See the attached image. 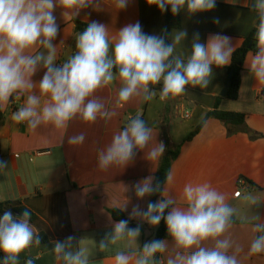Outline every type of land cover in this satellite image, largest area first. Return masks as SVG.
<instances>
[{
  "label": "crops",
  "instance_id": "1",
  "mask_svg": "<svg viewBox=\"0 0 264 264\" xmlns=\"http://www.w3.org/2000/svg\"><path fill=\"white\" fill-rule=\"evenodd\" d=\"M251 3L252 0H217L211 11L191 16L186 10L182 11L181 27L175 30H186L187 37L177 46V54L185 58L190 54L194 33H199L200 41L205 44L211 34L226 35L231 37L235 50L238 49L255 31V13L250 10ZM62 13L60 7H56L53 13L59 25V33L53 41L57 46V65L75 52V19L103 23L108 27L110 36L116 35L125 25L136 22L141 24L144 33L161 35L166 16V12L161 13L155 5H148L146 0H130L123 10L116 9L111 0H105L98 10L89 7L74 18H64ZM217 20L218 23L214 22ZM248 60L249 55L244 60L240 92L234 101L220 96L227 83L226 66H213L212 79L207 88L188 86L182 95L166 101L159 99L158 89L151 101L137 96L119 106L120 83L114 81L95 93V98L104 104V110L115 112L111 119L98 118L88 124L76 117L67 128L60 130L51 125H41L35 131H29L26 124L14 123L12 114L23 106L26 96L13 98L3 106L5 120L0 127V162H4L5 168L0 169V202L11 203L6 211L14 217L20 215L13 211V206L22 204L33 211L37 219L30 224L37 235L43 231L49 240L45 244H33L22 252L18 264H27L29 260L32 264H63L52 249L55 242H62L68 236L76 238L73 246L79 242V246L89 250V264H114L116 252L128 250V241H120L104 251L99 249L98 243L116 222L111 211H122L120 206L125 198L128 200L127 211L122 212L128 219L134 205L139 204L146 210L149 197L137 200L132 186L149 176L154 182L162 157L147 160L148 151L161 141L165 144L166 131L172 148L182 143L214 109L218 97L222 98L218 109L246 114L247 126L261 136L252 139L241 128L230 135L222 121L209 119L202 131L183 145L172 165L173 183L164 186L169 195L177 198L188 183H209L223 193L226 202L236 209L230 232L242 249L238 257L240 264H264V253L248 254L253 236L258 235L252 232V226L264 222V84L258 83L250 73L246 67ZM44 72L45 69L39 68L31 78L33 82L38 84ZM13 100H18L17 105L13 104ZM138 113L152 129L148 148L137 151L125 168L112 166L101 170L98 166L99 152ZM186 114L189 116L186 117ZM81 133L85 136L82 144L68 142L70 137ZM38 151L50 152L35 155ZM246 196L255 197L256 203L245 199ZM4 213L0 212V217ZM131 221L136 227L140 226V236L131 246L138 251L152 235L153 227L138 219ZM164 240L171 246V238ZM165 258L166 254H161V260Z\"/></svg>",
  "mask_w": 264,
  "mask_h": 264
},
{
  "label": "clouds",
  "instance_id": "2",
  "mask_svg": "<svg viewBox=\"0 0 264 264\" xmlns=\"http://www.w3.org/2000/svg\"><path fill=\"white\" fill-rule=\"evenodd\" d=\"M161 13L170 7L172 15L181 11L191 16L211 11L217 0H146ZM105 0H0V107L11 99L26 96L23 106L12 114L16 124H26L29 131L41 125H51L57 130L67 128L69 122L79 117L91 124L98 118L111 119L115 112L104 110V104L95 93L114 81H119L117 105L122 106L133 97L141 96L151 101L157 95L166 101L182 95L188 86L207 88L213 75V66L222 68L231 63L235 47L231 37L211 34L207 43L194 33L191 52L185 58L177 54V46L187 37L186 30H175L171 43L164 34H146L139 22L122 27L110 36L103 23L92 21L83 32L75 35V52L57 65V46L53 44L59 33L54 13L63 9L64 18H74L81 10L99 9ZM118 10L125 9L130 0H111ZM250 10L255 13V53L249 52L246 67L256 81L264 84V0H252ZM218 23L217 21H214ZM39 68L45 69L39 83L32 76ZM34 89L38 91H33ZM42 98L44 102L42 104ZM151 127L138 113L130 118L123 130L113 135L110 144L98 154L101 170L117 166L127 167L137 151L148 148L152 139ZM83 133L70 137L69 143L82 144ZM166 145L161 141L147 153V160L163 156ZM0 162V169H4ZM171 170L166 172L165 185L173 183ZM166 186L153 182L151 176L137 182L132 189L137 200L160 194L161 199L148 202L146 210L139 204L132 207L128 220L112 224L110 232L98 243L101 251L120 241H128L127 251H117L114 264H240L239 244L232 238L236 209L226 202L223 193L209 183H188L179 197L169 195ZM239 195V194H238ZM245 199L256 203V198ZM128 200L120 206L127 211ZM31 213L25 210L19 217L5 211L0 217V264H18L19 256L40 237L30 224ZM138 219L150 226L161 220L171 238L147 242L139 250L132 244L140 236V226L129 227V220ZM254 235L248 249L249 255L264 253V222L252 226ZM74 236L57 241L52 251L63 264H89L90 252L86 247L73 246ZM166 254L159 260L157 254ZM32 264V261H27Z\"/></svg>",
  "mask_w": 264,
  "mask_h": 264
},
{
  "label": "trees",
  "instance_id": "3",
  "mask_svg": "<svg viewBox=\"0 0 264 264\" xmlns=\"http://www.w3.org/2000/svg\"><path fill=\"white\" fill-rule=\"evenodd\" d=\"M182 12V11H181ZM181 12L178 15H172L171 13V9L170 7L168 8V10L166 11V16H165V23H164V27L162 29L161 34H164L163 30H167V33L170 35V33L181 27L182 24V17H181ZM74 22L76 23V32H83L86 27L88 26L89 23L87 22H83L80 20L75 19ZM166 40L167 43H170L169 41V36ZM254 36H255V31L252 32L244 41V43L242 44V46H240L238 49H236L232 55L231 58V63L225 67L228 77H227V81H231V86L229 88L228 91V95H227V99L229 100H237L238 96H239V92H240V86H241V75H242V71H243V65H244V60L246 58V56L248 55V53L250 51H254L256 50L255 48V40H254ZM254 42V43H252ZM160 85L155 86V90L160 89ZM264 93V92H263ZM222 98L218 97L217 101H216V105L214 107L213 110L209 111L205 117L202 119V121L185 137V139L182 141V143L178 144L177 146H175L174 148H172L169 145V141H170V137L167 133V131L164 133V137H165V145H166V151L163 154L161 160H160V164L158 167V170L155 174V178H154V183L155 182H159L162 186V188L165 185V181H166V172H168L169 170L172 169V165L174 163V161L178 158V156L181 153L182 147L185 143L190 142V140L192 141L204 128V126L206 125L207 121L211 118H215L218 119L220 121H222L227 129H228V133L230 135H232L233 133H236V131L238 130L237 128H241L242 131L248 133L251 135L252 139H256L258 137H260L261 135L252 131L246 124V114L244 113H240V112H233V111H224L219 108V102ZM4 120H5V115L4 112L2 110V107H0V127L4 124ZM0 151H1V145H0ZM0 156H1V152H0ZM253 186L257 187L258 189H260L255 183L251 182ZM161 199V196L159 193L149 196V202H156L158 200ZM11 203H1L0 202V212H5L7 210V207L10 206ZM13 211L15 213H18L19 215H21L25 210H28L31 213V219L30 222H33L37 219V215L31 211L29 208H27L24 205H17V206H13ZM113 218L118 221V220H128V218L125 216V214L117 209H113L111 211ZM234 222H235V217H234ZM129 225L131 227H136V224H134L131 220H129ZM38 236L40 237V244H45L48 243V236L45 232H40L38 234ZM164 239H170V237H168L167 235V228H166V224L164 223L163 220H161V226L159 228V232H158V236L156 238V240H164ZM3 256L4 254L2 252H0V261L3 260ZM157 258L159 260H161V254H157Z\"/></svg>",
  "mask_w": 264,
  "mask_h": 264
},
{
  "label": "water",
  "instance_id": "4",
  "mask_svg": "<svg viewBox=\"0 0 264 264\" xmlns=\"http://www.w3.org/2000/svg\"><path fill=\"white\" fill-rule=\"evenodd\" d=\"M230 86H231V81L229 80V81H227L226 85L223 87V89L220 92L221 97H227ZM160 226H161V222L157 226H154V227L152 226L153 227L152 235L148 238L146 243L153 241V240H156Z\"/></svg>",
  "mask_w": 264,
  "mask_h": 264
},
{
  "label": "built area",
  "instance_id": "5",
  "mask_svg": "<svg viewBox=\"0 0 264 264\" xmlns=\"http://www.w3.org/2000/svg\"><path fill=\"white\" fill-rule=\"evenodd\" d=\"M12 102H13L14 105H15V103L17 105L18 100H13ZM185 116L188 117L189 115L186 114ZM49 152L50 151H38V152H35L36 153L35 155H38V156H40V155H46V153L49 154Z\"/></svg>",
  "mask_w": 264,
  "mask_h": 264
},
{
  "label": "rangeland",
  "instance_id": "6",
  "mask_svg": "<svg viewBox=\"0 0 264 264\" xmlns=\"http://www.w3.org/2000/svg\"><path fill=\"white\" fill-rule=\"evenodd\" d=\"M182 120H183V119H182ZM187 122H189V121H187ZM184 123H186V121H185Z\"/></svg>",
  "mask_w": 264,
  "mask_h": 264
}]
</instances>
